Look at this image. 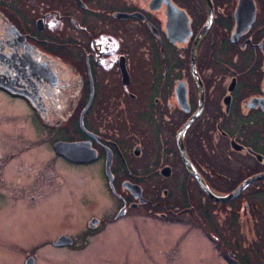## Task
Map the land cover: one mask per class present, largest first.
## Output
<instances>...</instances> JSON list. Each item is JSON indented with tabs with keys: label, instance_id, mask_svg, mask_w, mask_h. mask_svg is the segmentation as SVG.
I'll return each instance as SVG.
<instances>
[{
	"label": "flooded vegetation",
	"instance_id": "1",
	"mask_svg": "<svg viewBox=\"0 0 264 264\" xmlns=\"http://www.w3.org/2000/svg\"><path fill=\"white\" fill-rule=\"evenodd\" d=\"M67 176L82 218L43 239L74 264L145 223L264 264V0H0V210L64 204Z\"/></svg>",
	"mask_w": 264,
	"mask_h": 264
},
{
	"label": "rangeland",
	"instance_id": "2",
	"mask_svg": "<svg viewBox=\"0 0 264 264\" xmlns=\"http://www.w3.org/2000/svg\"><path fill=\"white\" fill-rule=\"evenodd\" d=\"M68 176L64 179L65 183L60 181L57 183L58 187H62L68 179L66 189L71 197L64 204L56 205L54 209L52 206H45L39 214L22 215L19 210H0V264H26L31 257L33 264L34 261L35 264H74L72 254L77 251L69 246L54 248L51 244H46L43 239L50 234L62 233L61 237L70 242V236H74L75 229L82 218L83 211L78 209L79 204L74 201L78 191L75 190L76 181ZM80 182L84 191L87 189L96 198L100 197L102 189L95 185L96 180H86L85 183L81 179ZM10 220L13 222L11 223ZM44 220L53 222L52 226L43 223ZM143 225L148 228L143 227L145 235L138 234L144 237L141 240L131 230L120 231L118 236L121 233L122 237L95 239L93 244L97 245L87 248L86 251L93 259L92 264H210L199 255L188 252L187 243L184 241L176 240L175 242L171 228H161L150 223ZM106 231L115 233L116 226L110 225ZM7 236L10 237L7 238ZM53 238L51 236L48 239ZM63 243L57 246L68 244ZM29 255L32 256L29 257ZM104 258H106L105 261H103ZM219 263L221 264L220 261ZM223 263L227 264L222 261Z\"/></svg>",
	"mask_w": 264,
	"mask_h": 264
},
{
	"label": "water",
	"instance_id": "3",
	"mask_svg": "<svg viewBox=\"0 0 264 264\" xmlns=\"http://www.w3.org/2000/svg\"><path fill=\"white\" fill-rule=\"evenodd\" d=\"M185 127H186V125H185ZM63 242H65V241H58V242H56L55 244H56V245H63V244H64ZM26 264H33V259H32V258H29V259L26 261Z\"/></svg>",
	"mask_w": 264,
	"mask_h": 264
}]
</instances>
